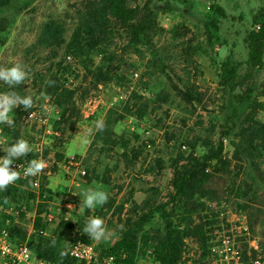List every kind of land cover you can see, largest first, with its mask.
Segmentation results:
<instances>
[{
	"label": "trees",
	"instance_id": "16d2710c",
	"mask_svg": "<svg viewBox=\"0 0 264 264\" xmlns=\"http://www.w3.org/2000/svg\"><path fill=\"white\" fill-rule=\"evenodd\" d=\"M11 3L12 0H0V11L10 7ZM80 5L70 36L65 22L50 18L41 25L36 42L28 50L43 51L47 54V73L34 72L33 82L39 86V93L50 96V101L60 109L59 118L52 122L55 132H74L81 120L77 91L68 86L69 80H78L82 73L94 88L108 84L125 86L129 78L127 71L123 69L122 56L126 54H133L142 59L148 56L146 75H163L171 83L175 95L183 102L204 107L206 94L192 81L190 72L186 80L177 76L156 48L155 39L165 31L158 18L160 13L169 11L168 0H81ZM225 18V9L219 3L213 2L205 26V38L209 45L214 46L220 40V23ZM7 28L8 24L2 18L0 47L7 42ZM181 28L185 32L183 35L188 33V29L184 27L174 28V37L180 36ZM119 34L123 35L125 40L120 50L121 55L113 50ZM244 41L248 51L245 63L236 60L231 53L217 67L218 87L231 99V112L220 123L216 118L212 119L209 136L187 142L190 149L187 154L179 152L171 158L170 193L165 201H159L158 189L152 188V196L142 203L133 200L131 193L127 200L118 205L113 214L119 216L124 229L120 238L111 248L103 250L104 253L124 252L129 255L131 261L141 249L153 246V257L159 264H174L181 256L186 237L195 238L201 247L206 249L208 226L211 223L201 216L205 211L203 201L219 199L226 192L238 201V209L248 214L252 230L260 217L264 216V170L261 166L264 161V121L260 118L264 111V103L260 100L264 97V91L259 93L257 84L258 75L264 69V8L254 15L253 29L247 33ZM201 54H207V49L202 45L193 46L189 42L184 48V62L187 67H193L195 76L202 75L201 66L195 61V57ZM67 56H71L73 62H68ZM48 79L55 81L54 87L45 86L44 82ZM143 86L146 87L147 84ZM13 90L21 95L27 94L22 84L16 89L5 84L1 92ZM153 97L145 98L142 94L133 92L123 108L116 106L107 111L103 120L105 128L103 131H96L83 160L88 184H96L102 189L111 184L110 168H106L103 173L99 170L101 155L119 149L121 157L129 164H136L140 160L142 149L131 148L130 138L118 134L116 127L129 117L138 121L144 120L150 112L160 109L170 100V94L165 90L154 93ZM34 107L24 110L21 106L13 110L10 115L16 121L15 127L9 128L0 124L9 139L16 141L20 137L23 119ZM217 128L219 138L213 141L212 137ZM167 135L168 141L174 137L173 134ZM227 138L230 139L232 147L231 157L226 155V145L223 141ZM13 141L9 143L10 146ZM95 155L99 157L94 159ZM61 158L62 156H59V159ZM28 159L33 158L29 155ZM164 167V161L158 158L155 165L148 166L145 173L155 176ZM246 169L251 170L261 183L263 189L260 193L253 189L254 184L246 178L249 175L246 174ZM241 174L244 177L240 178ZM221 182H230L231 186L222 190L219 186ZM22 185H28V182L20 180L17 184L10 185L7 191L0 192V230L7 229L16 243L27 241L36 255L45 261L76 264L67 251L69 246L66 243V235L61 232L63 224L53 235H43L47 229L41 218L45 205L40 204L34 224L35 231L28 234V229L23 225L25 212L31 209L30 205L38 196L31 189L24 190ZM46 187L47 181L44 180L42 194H51ZM5 198L8 200L7 204L4 203ZM114 202L109 199L105 205L94 210L84 208V214L79 216L77 221L79 236L76 240L92 243L93 240L83 233L85 221L91 216V211H94L95 216H106L114 207ZM126 206L129 208L126 209ZM122 215L125 216L124 219L121 218ZM157 216L162 220L161 228L146 231V227ZM62 251H67V255L62 257ZM252 254L256 256L254 250Z\"/></svg>",
	"mask_w": 264,
	"mask_h": 264
},
{
	"label": "rangeland",
	"instance_id": "374dc122",
	"mask_svg": "<svg viewBox=\"0 0 264 264\" xmlns=\"http://www.w3.org/2000/svg\"><path fill=\"white\" fill-rule=\"evenodd\" d=\"M168 2L169 11L160 13L158 18L160 26L165 31L155 39L156 48L163 56L165 63L174 70L177 76L186 80L188 72H190L192 81L196 83L201 92L206 94L204 107L191 106L183 102L175 95L171 83L163 75H146L148 56L145 59L133 54L122 56L124 58L123 69L127 71L129 82H131V75L134 71L140 72V77L131 92L128 90L129 82L125 86L108 84L94 88L90 85L89 80L83 77L82 73H80L78 80L71 78L68 86L76 89L81 109V120L76 125L74 132L66 131L54 135L48 133L45 128L38 129L26 124L25 121L21 125L19 138L26 139L33 151L20 159H28V156L31 155L33 159L44 160L47 165L41 175V189L37 194V200L33 201L30 205L31 209L25 212L23 225L27 229L33 221L35 224L37 211L40 204H43L45 205V211L41 215L43 222L46 224L44 216L48 213H52L56 217L53 224H46L47 229L45 231L49 236L53 235L63 224L61 232L65 233L68 246L76 240L79 236L77 221L79 216L84 214V208L80 207L82 197L79 194L88 188H101L96 184H88L85 179L86 175L83 176L78 171L79 169L86 171L83 160L97 131L95 122L104 120L110 108L116 106L123 108L133 92H138L145 98H151L154 93L165 90L170 94V100L160 109L150 112L144 120L138 121L129 117L117 125V133L130 138L131 148H141L143 151L136 164L126 162L121 157L122 153L119 149L101 155L100 172L103 173L106 168L111 170L109 175L110 186L101 189L106 191L109 194V199H113L115 202L112 210L106 216L101 217L105 221L106 228L113 235L108 240L99 242L93 240L99 250L110 248L120 238L121 231L124 229L123 223L119 221V216L113 214L118 205L127 200L131 193L133 200L142 203L152 196V188L158 189V200L165 201L170 193L171 158L179 152L187 154L190 151L187 142L209 136L212 119L216 118L220 123L231 112V99L225 96L218 87L217 67L231 53L234 54L236 60L246 62L248 51L244 39L247 33L253 29L254 15L264 8V0H168ZM213 2L219 3L225 9L226 18L222 19L220 23V40L211 46L205 38V26L210 5ZM80 4L81 0H12L10 7L0 11V20L4 18L8 24L5 33L8 38L7 42L0 47V66L10 67L14 63H20L31 69L30 79L22 84V88L27 94H32L34 97L40 96L39 86L33 82V73H47L46 52L28 51L36 42L41 25L50 18L61 20L67 24L68 36H70L76 22V11L81 7ZM178 27L188 29V33L183 35L185 32L181 28L180 36L174 37L172 30ZM115 42L116 45L113 46V50L121 55L120 50L125 43L123 35L119 34ZM189 42L193 46L202 45L203 48L207 49V54L195 57V61L201 66L202 75L195 76L193 67H187L184 62V48ZM143 84H147V86L144 87ZM257 84L259 93L263 92L264 69L258 75ZM4 87L5 84L0 82V92ZM118 89L124 91L128 98L125 100L117 99ZM260 100L264 103V97ZM45 103L43 99H37L35 106L42 107ZM260 118L264 121V111ZM53 120H51L52 129ZM167 133L174 136L170 141H168ZM7 138L6 147L10 146L9 143L13 141L9 139V136ZM218 138L219 130L217 128L212 139L216 141ZM199 145L201 146L202 143ZM225 145L226 155L231 157L232 147H230L229 138H227ZM59 156L62 158L59 159ZM97 157L99 156L95 155L94 159ZM72 158H74L73 165L70 163ZM158 158L164 161V169L155 176L146 174L145 170L148 166L155 165ZM75 163H79V165ZM261 166L264 170V161L261 162ZM247 173L249 175L246 178L254 184L253 189L260 193L263 189L261 183L251 170L246 169ZM242 177H244L243 174L240 175V178ZM44 180L47 181L46 188L51 191L49 195L42 194ZM229 183L221 182L219 186L222 187V190H226L231 186ZM238 184L239 181L236 187ZM215 201L221 206L218 211L212 209L210 204L208 205V202ZM203 202L205 211L201 213V216L211 224L219 222L217 217L220 212L225 214L229 208L238 209V201L228 192L219 199L204 200ZM222 202L225 203L224 206ZM69 204L72 205L71 208H68ZM128 208L126 206V209ZM246 215L248 216L247 213ZM91 216H95L94 211H91ZM121 218L124 219L125 216L122 215ZM161 226L162 220L157 216L146 227V231L151 232L161 228ZM248 227L246 260L254 259L257 256L264 258V216L260 217L253 230L250 228L249 222ZM253 240L257 242L259 249L256 256H253L252 250L247 253L249 251L248 242Z\"/></svg>",
	"mask_w": 264,
	"mask_h": 264
},
{
	"label": "built area",
	"instance_id": "2783aa9c",
	"mask_svg": "<svg viewBox=\"0 0 264 264\" xmlns=\"http://www.w3.org/2000/svg\"><path fill=\"white\" fill-rule=\"evenodd\" d=\"M209 1V0H208ZM68 62L73 61L71 56H67ZM140 77L139 71H134L131 75V82H129L128 90H134V85ZM119 100H125L128 96L124 91L118 89ZM47 103V107H45ZM42 107L35 106L34 109L23 119L26 124L35 126L38 129L45 128L48 133L59 135L51 127V120L58 119L60 109L57 108L53 102L48 101ZM92 102L90 101V104ZM113 105V104H112ZM52 129V130H51ZM7 135L4 133L0 126V157L6 153L3 148L7 145ZM224 143L227 139H223ZM29 159H19L14 162L12 167L23 174V170L28 166ZM74 158L70 163L74 164ZM79 165V163H75ZM19 166V167H18ZM79 173L83 176L86 175L84 169H79ZM41 175L37 177H30L27 179H20L29 182L33 180L36 184L35 187L29 188L34 193L38 194L41 189ZM18 180L15 184H17ZM13 184V185H15ZM206 201V200H205ZM218 211L221 206L218 202H208V205ZM223 206L225 203H223ZM219 222L210 224L207 232V248L203 249L201 244L193 237H186L183 241L182 253L174 264H264V258L257 256L254 259L246 260V237L249 236L248 216L246 212L229 208L225 214L217 217ZM46 224L51 225L56 221V217L52 213L44 216ZM34 221L30 224L28 234L33 233ZM43 235L49 236L44 231ZM249 251L254 250L258 252V244L255 240L248 242ZM114 245V244H113ZM112 245V246H113ZM111 246V247H112ZM110 247V248H111ZM69 256L75 261L76 264H159L153 257V246L141 249L135 258L129 261L130 257L124 252H106L99 250L94 242L87 243L82 240H75L68 248ZM0 264H58L48 262L41 259L28 245L27 241L16 243L14 242L7 229L0 230Z\"/></svg>",
	"mask_w": 264,
	"mask_h": 264
},
{
	"label": "clouds",
	"instance_id": "9594fccd",
	"mask_svg": "<svg viewBox=\"0 0 264 264\" xmlns=\"http://www.w3.org/2000/svg\"><path fill=\"white\" fill-rule=\"evenodd\" d=\"M31 69L26 65L20 63H14L10 67L0 66V82H3L12 89H16L19 85L25 84L30 79ZM46 87H54L55 81L48 79L45 82ZM37 99H43L45 102L50 101L51 97L46 93H41L39 97H35L32 94L21 95L18 91L0 92V124L7 125L9 128L15 127V119L11 113L13 109L17 107H23L24 110H29L35 106ZM47 107V103L45 105ZM105 128L104 121L97 120L95 122V129L97 131H103ZM4 143L0 141V144ZM6 153L3 157H0V192L7 191L10 185L15 184L18 180L30 177L39 176L46 168V162L42 159H31L28 161V166L23 170V174L20 171L15 170L12 165L16 160L25 157L27 154L33 151L29 142L24 138H19L15 143L6 148H3ZM19 167V166H18ZM36 184L33 180L29 179L28 185H22L24 190L35 187ZM82 197V203L80 207L94 210L96 207H102L109 200V194L101 188H88L79 194ZM4 203L7 204V198L4 199ZM72 205L69 204L68 208ZM67 221V220H66ZM76 222L75 220H72ZM83 233H86L91 240L97 242L102 240H108L113 233L105 226V221L99 216H89L85 221ZM52 245H55V241H52ZM67 251H62L61 256H66Z\"/></svg>",
	"mask_w": 264,
	"mask_h": 264
}]
</instances>
